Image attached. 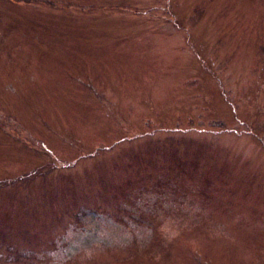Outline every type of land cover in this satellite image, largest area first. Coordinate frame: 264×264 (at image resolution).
<instances>
[{"label":"rangeland","instance_id":"rangeland-1","mask_svg":"<svg viewBox=\"0 0 264 264\" xmlns=\"http://www.w3.org/2000/svg\"><path fill=\"white\" fill-rule=\"evenodd\" d=\"M0 264H264V0H0Z\"/></svg>","mask_w":264,"mask_h":264}]
</instances>
